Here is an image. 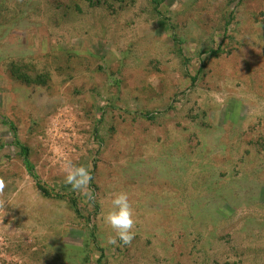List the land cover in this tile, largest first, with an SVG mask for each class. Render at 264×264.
Masks as SVG:
<instances>
[{"label":"rangeland","instance_id":"obj_1","mask_svg":"<svg viewBox=\"0 0 264 264\" xmlns=\"http://www.w3.org/2000/svg\"><path fill=\"white\" fill-rule=\"evenodd\" d=\"M0 177V264H264V0H0Z\"/></svg>","mask_w":264,"mask_h":264},{"label":"clouds","instance_id":"obj_2","mask_svg":"<svg viewBox=\"0 0 264 264\" xmlns=\"http://www.w3.org/2000/svg\"><path fill=\"white\" fill-rule=\"evenodd\" d=\"M65 183L71 185L74 191L87 193L92 176L89 169L83 165L74 166L70 162L65 167ZM5 180L0 177V196L6 188ZM6 201L0 199V211L5 208ZM105 225L112 230L114 235H110L107 243L117 245V241L123 245H130L135 238V219L134 208L129 194L125 191L115 192L111 195V208L103 217Z\"/></svg>","mask_w":264,"mask_h":264},{"label":"trees","instance_id":"obj_3","mask_svg":"<svg viewBox=\"0 0 264 264\" xmlns=\"http://www.w3.org/2000/svg\"><path fill=\"white\" fill-rule=\"evenodd\" d=\"M8 123L10 124V126L13 127V124H12L11 122H8ZM20 148H21L22 154H23V156H24L25 163H26L27 167L30 169L31 173H33V168H32V165H31V163H30V161H29V150H28V148H27L26 146H22V145H20ZM33 175L36 177L35 174H33ZM36 178H37V177H36ZM38 182H39V181H38ZM38 189H39L41 192H43L45 195L48 193L47 190L44 188L43 185H41L40 182L38 183Z\"/></svg>","mask_w":264,"mask_h":264}]
</instances>
